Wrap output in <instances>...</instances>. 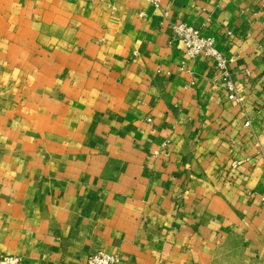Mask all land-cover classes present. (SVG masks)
<instances>
[{"label":"crops","instance_id":"obj_1","mask_svg":"<svg viewBox=\"0 0 264 264\" xmlns=\"http://www.w3.org/2000/svg\"><path fill=\"white\" fill-rule=\"evenodd\" d=\"M262 1L0 0V252L264 264ZM170 20L214 36L242 105Z\"/></svg>","mask_w":264,"mask_h":264},{"label":"built area","instance_id":"obj_2","mask_svg":"<svg viewBox=\"0 0 264 264\" xmlns=\"http://www.w3.org/2000/svg\"><path fill=\"white\" fill-rule=\"evenodd\" d=\"M158 1L159 0H147V2L153 6H157ZM261 7H264V0L261 2ZM140 14H142V11H140ZM169 25L172 37L178 39L183 44L184 56L188 59L200 55L209 57L217 72L215 78L219 80L220 85L225 89L228 99L242 105L245 100V85L238 83L232 77L227 68V59L216 47L214 36L184 21L170 20ZM227 33L229 36L232 34L231 31H227ZM133 54L135 55L136 53L134 52ZM147 120L150 121L151 119L147 118ZM242 125L243 127L249 128L250 120L248 118L245 119ZM255 145L257 146L256 155L259 157L264 156V144L255 140ZM253 158H255V156L234 158L230 160L226 169L232 171L243 162ZM261 202L264 204V196L261 197ZM116 260V255L97 249L87 256L85 264H116ZM20 262L21 259L17 255L0 253V264H20Z\"/></svg>","mask_w":264,"mask_h":264},{"label":"rangeland","instance_id":"obj_3","mask_svg":"<svg viewBox=\"0 0 264 264\" xmlns=\"http://www.w3.org/2000/svg\"><path fill=\"white\" fill-rule=\"evenodd\" d=\"M0 253H2V252H0Z\"/></svg>","mask_w":264,"mask_h":264}]
</instances>
